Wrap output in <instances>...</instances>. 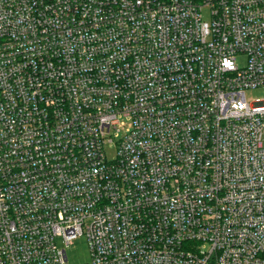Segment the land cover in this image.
Returning <instances> with one entry per match:
<instances>
[{
    "label": "built area",
    "instance_id": "2783aa9c",
    "mask_svg": "<svg viewBox=\"0 0 264 264\" xmlns=\"http://www.w3.org/2000/svg\"><path fill=\"white\" fill-rule=\"evenodd\" d=\"M263 86L264 0H0V264H264Z\"/></svg>",
    "mask_w": 264,
    "mask_h": 264
},
{
    "label": "rangeland",
    "instance_id": "374dc122",
    "mask_svg": "<svg viewBox=\"0 0 264 264\" xmlns=\"http://www.w3.org/2000/svg\"><path fill=\"white\" fill-rule=\"evenodd\" d=\"M205 17H208L207 13ZM237 60L242 65L245 63L246 56L240 55ZM246 93L248 99L264 98V86L247 90ZM106 152L109 158H113L116 154L115 146L107 145ZM59 245L64 246V242H59ZM66 250L69 264H82L90 260V250L85 236L74 238Z\"/></svg>",
    "mask_w": 264,
    "mask_h": 264
},
{
    "label": "snow or ice",
    "instance_id": "6c2138e0",
    "mask_svg": "<svg viewBox=\"0 0 264 264\" xmlns=\"http://www.w3.org/2000/svg\"><path fill=\"white\" fill-rule=\"evenodd\" d=\"M230 66V65H229Z\"/></svg>",
    "mask_w": 264,
    "mask_h": 264
}]
</instances>
